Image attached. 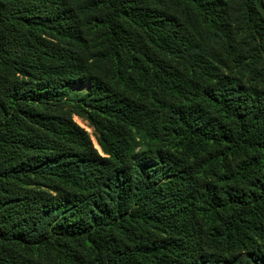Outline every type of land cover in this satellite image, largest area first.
Segmentation results:
<instances>
[{"label":"trees","instance_id":"trees-1","mask_svg":"<svg viewBox=\"0 0 264 264\" xmlns=\"http://www.w3.org/2000/svg\"><path fill=\"white\" fill-rule=\"evenodd\" d=\"M0 264H264V0H0Z\"/></svg>","mask_w":264,"mask_h":264},{"label":"rangeland","instance_id":"rangeland-1","mask_svg":"<svg viewBox=\"0 0 264 264\" xmlns=\"http://www.w3.org/2000/svg\"><path fill=\"white\" fill-rule=\"evenodd\" d=\"M74 121H76L77 124H78L79 126L83 127V128H84V129L90 134L91 139H92V141H93L95 147L98 149L97 143H96V141H95V137L93 136V129H92L91 127H89V126L86 124V122L83 121V120H82L81 118H79V117H76V116H75V117H74Z\"/></svg>","mask_w":264,"mask_h":264}]
</instances>
